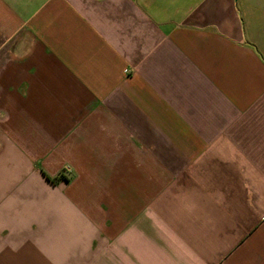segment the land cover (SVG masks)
I'll return each mask as SVG.
<instances>
[{
  "label": "crops",
  "instance_id": "0c3cea01",
  "mask_svg": "<svg viewBox=\"0 0 264 264\" xmlns=\"http://www.w3.org/2000/svg\"><path fill=\"white\" fill-rule=\"evenodd\" d=\"M0 264H264V0H0Z\"/></svg>",
  "mask_w": 264,
  "mask_h": 264
},
{
  "label": "trees",
  "instance_id": "16d2710c",
  "mask_svg": "<svg viewBox=\"0 0 264 264\" xmlns=\"http://www.w3.org/2000/svg\"><path fill=\"white\" fill-rule=\"evenodd\" d=\"M57 179V178H56ZM56 179H54V180H56Z\"/></svg>",
  "mask_w": 264,
  "mask_h": 264
}]
</instances>
